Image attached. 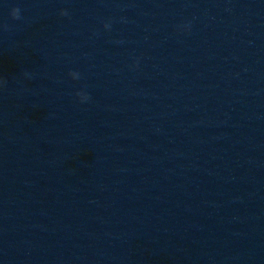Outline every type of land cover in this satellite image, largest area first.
<instances>
[{
	"label": "water",
	"instance_id": "water-1",
	"mask_svg": "<svg viewBox=\"0 0 264 264\" xmlns=\"http://www.w3.org/2000/svg\"><path fill=\"white\" fill-rule=\"evenodd\" d=\"M0 62V264H264V0H0Z\"/></svg>",
	"mask_w": 264,
	"mask_h": 264
},
{
	"label": "clouds",
	"instance_id": "clouds-1",
	"mask_svg": "<svg viewBox=\"0 0 264 264\" xmlns=\"http://www.w3.org/2000/svg\"><path fill=\"white\" fill-rule=\"evenodd\" d=\"M20 13H21L20 8L16 7V8H13L12 9L11 15H12V17L14 19H17L18 20V19L21 18V14ZM61 15H67V12L66 11H62L61 12ZM5 27H7V26H5ZM6 83H7L6 79L4 77H0V85L6 84ZM77 95H79V93H77ZM87 99H89L88 96H87Z\"/></svg>",
	"mask_w": 264,
	"mask_h": 264
},
{
	"label": "flooded vegetation",
	"instance_id": "flooded-vegetation-1",
	"mask_svg": "<svg viewBox=\"0 0 264 264\" xmlns=\"http://www.w3.org/2000/svg\"><path fill=\"white\" fill-rule=\"evenodd\" d=\"M0 65H2V63L0 62ZM1 75V74H0Z\"/></svg>",
	"mask_w": 264,
	"mask_h": 264
}]
</instances>
